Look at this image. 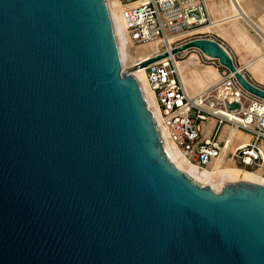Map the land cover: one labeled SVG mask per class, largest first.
<instances>
[{"label":"water","instance_id":"95a60500","mask_svg":"<svg viewBox=\"0 0 264 264\" xmlns=\"http://www.w3.org/2000/svg\"><path fill=\"white\" fill-rule=\"evenodd\" d=\"M190 49L264 99L216 40ZM0 264H264V184L169 160L105 0H0Z\"/></svg>","mask_w":264,"mask_h":264},{"label":"built area","instance_id":"2783aa9c","mask_svg":"<svg viewBox=\"0 0 264 264\" xmlns=\"http://www.w3.org/2000/svg\"><path fill=\"white\" fill-rule=\"evenodd\" d=\"M118 1L129 40L154 44L151 57L168 53L145 70L147 85L159 107L162 141L174 144L182 157L199 169L212 168L219 159L264 179V99L244 89L232 72L198 49L190 50L197 53L200 62L215 63L220 78L191 94L177 65L190 50L171 53L173 47L195 38L213 39L224 47L220 40L200 30L213 24L208 1ZM232 103L237 107L229 108ZM237 132L244 133L245 142Z\"/></svg>","mask_w":264,"mask_h":264},{"label":"bare ground","instance_id":"6f19581e","mask_svg":"<svg viewBox=\"0 0 264 264\" xmlns=\"http://www.w3.org/2000/svg\"><path fill=\"white\" fill-rule=\"evenodd\" d=\"M105 2L111 19L112 29L118 48L122 70L123 71L126 70L127 72H129V74H133L137 78L142 88L143 94L148 104L151 107L153 118L157 126L158 132L160 136L164 138L159 107L155 100L154 94L151 91V89L148 87L145 79L146 66L137 65V63H139L140 61L150 58L151 51L155 50L156 47L154 44L149 43L147 44L148 46L144 47L143 51L132 49V42L129 40L124 22L120 16L121 4L119 3L118 0H105ZM239 6H240L239 0H230L229 4L226 5L225 9L223 8V12H225L226 10L229 11V16L221 19L220 18L217 19L215 17V19L213 20L214 24H212L211 26L206 25L200 27V29L210 31L211 28L217 27L218 29L222 30L223 28L221 27V25L224 23V21H222L223 19L235 20L237 18L236 17L237 15L242 14L241 11L242 9ZM260 23L261 24L259 26L252 23L251 26L254 28L253 31L251 29L248 31H244V29H241L236 25V23L232 22L230 23V25L232 24L233 31H224V30L222 31L226 33L228 36L232 37V39L234 40L232 41V43L234 42L236 45L238 44L236 46L238 47V49L240 45L244 49L246 50L248 49L252 52L255 58L249 63V70L253 74H255V76L259 80L264 82V49L261 50V47H264L262 45L264 43V18L260 20ZM195 53L196 52L191 53L186 61L177 62L178 70H180L179 73L181 80L183 78L181 76L182 75L181 70L183 64L189 65L190 77L192 78L193 81L200 82L202 84L201 85L202 87H205L208 84L218 80L220 78V72L215 67L212 66L204 65V67H200L203 64L200 63V61L198 60V55H196L197 53L196 54ZM236 68L241 71L243 70L241 67L238 66H236ZM237 135L240 139H242V142L246 141V136L244 135V133L239 132V134ZM162 142L165 147L169 160L173 162L178 169L183 171L193 181L200 183L202 185H207L210 188L216 190L217 192L223 187L224 183H228V182L236 183V182L245 181V182L264 184V179L261 175L245 168L227 165L228 163L223 164L221 161H219V159L214 163L212 168L199 169L196 166L189 163L185 158H183L179 150L174 146V144L170 143L166 139H164Z\"/></svg>","mask_w":264,"mask_h":264},{"label":"rangeland","instance_id":"374dc122","mask_svg":"<svg viewBox=\"0 0 264 264\" xmlns=\"http://www.w3.org/2000/svg\"><path fill=\"white\" fill-rule=\"evenodd\" d=\"M207 1H208V5H209V8H210V11L212 9H213L212 11H214V12L211 11L213 20L215 19V17L217 19H219V18L221 19V18L229 16V11L226 10L227 12L226 11L223 12V8L225 9L226 5L229 4L230 0H207ZM239 4H240L239 7L242 9L241 11H242L243 16H242V14L241 15H237L236 16L237 18L235 20H229V19H225L224 20L223 19L222 21H224V23L221 25V27L223 28L222 30H224V31H233L232 30L233 29L232 24L230 25V23H232V22L236 23V25L238 27H240L241 29H244V31H248L250 29L253 31L254 28L251 26L252 23H254L257 26H259L261 24L260 20L262 18H264V0H239ZM213 13H215V14H213ZM227 27H228V29H227ZM225 28H226V30H225ZM200 30H202V29H200ZM222 30L218 29L217 27H213V28L210 29V31L202 30V32H205L206 34H209V35H211L213 37L218 38V40H220L223 43L224 48L230 54L234 64H236V66L240 67L241 62H242L241 61V56H245L247 58H251L253 56V54H252V52L250 50L247 49L248 50L247 51L246 49H244L240 45H239V49H238V47H236L238 44L236 45L234 42L232 43V41H234L232 39V37L228 36ZM262 45L264 46V43ZM145 46H148L147 43H143V44L142 43L141 44L140 43H138V44L132 43V49L138 50V51H143ZM240 48H242L243 51ZM263 49H264V47H261V50H263ZM193 52H195V51L190 50L189 52L184 54V56L180 59L181 61H179V62L186 61L188 59L189 55L191 53H193ZM200 63L203 64V65L200 64L201 65L200 67H204V65H205V66H212V67L216 68V64L213 63L211 60H208L206 62H200ZM218 69L220 70L221 67H219ZM243 71L248 73V75H250L252 77V78H250L248 76L250 79H252L251 81H254L253 80L254 79L253 76L251 75V73L248 70L245 69ZM200 89L201 88H199L198 90H200ZM237 134H239V132H237ZM227 165H232V166H237V167L242 168L239 165H234V164H229V163Z\"/></svg>","mask_w":264,"mask_h":264},{"label":"crops","instance_id":"0c3cea01","mask_svg":"<svg viewBox=\"0 0 264 264\" xmlns=\"http://www.w3.org/2000/svg\"><path fill=\"white\" fill-rule=\"evenodd\" d=\"M216 38V37H215ZM218 39V38H217ZM196 54V53H195ZM197 55V54H196ZM255 58V56H252L251 58H247L245 56H241V65L240 67L243 70H248L251 75L253 76V82H255L256 84H259L260 86L264 87V82H262L261 80H259L255 74H253L250 70H249V63ZM189 65L187 64H183L182 66V70H181V76L182 81L184 83V86L186 87V89L191 93V94H195L196 92H198L199 88H202V84L200 82H195L192 80V78L190 77V72H189ZM180 71V70H179ZM246 74V76L252 78L250 75H248V73L244 72ZM256 79V80H255ZM252 80V79H251ZM258 80V81H257Z\"/></svg>","mask_w":264,"mask_h":264}]
</instances>
